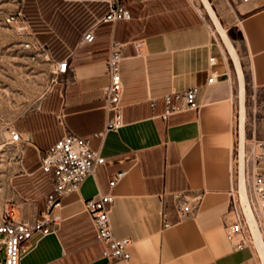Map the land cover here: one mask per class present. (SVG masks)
<instances>
[{
  "label": "crops",
  "instance_id": "1",
  "mask_svg": "<svg viewBox=\"0 0 264 264\" xmlns=\"http://www.w3.org/2000/svg\"><path fill=\"white\" fill-rule=\"evenodd\" d=\"M121 1L131 18L116 22H98L107 9L103 0L22 3L29 24L23 40L43 47L50 62L66 58L69 69L12 127L21 134L23 154L6 202L19 210L18 218L35 219L50 183L39 176L34 198L22 197L18 188L27 174H41L38 153L67 132L89 139L105 161L63 198L54 211L60 219L56 232L40 238L20 264H108L83 208L84 200L99 192L114 196L109 220L116 237L131 241L129 264H256L252 237L236 249L225 225L232 220L231 191L238 192V136L244 137L245 181L255 171L250 144L264 139V5L210 0L238 70L219 34L189 0ZM91 27L93 41L81 43ZM137 39L143 40L141 55L134 48ZM111 40L121 44L124 123L104 131L102 91ZM211 55L219 76L207 84ZM191 87L197 88L198 107L162 118L164 95ZM119 171L124 175L110 187ZM173 192L189 200L182 218ZM257 222L264 244V212Z\"/></svg>",
  "mask_w": 264,
  "mask_h": 264
},
{
  "label": "built area",
  "instance_id": "2",
  "mask_svg": "<svg viewBox=\"0 0 264 264\" xmlns=\"http://www.w3.org/2000/svg\"><path fill=\"white\" fill-rule=\"evenodd\" d=\"M24 0H15L14 10L3 12V22L13 28L20 35L29 33L28 20L22 10ZM83 1V0H73ZM107 3V9L98 22H116L131 18L129 8L121 0H103ZM240 2L255 1L264 5V0H239ZM94 39V27L84 31L81 43H90ZM142 39L134 41L136 55H141ZM24 46L33 49L31 59L42 54L45 59L49 56L41 46L24 41ZM224 56V55H223ZM122 60L121 44L111 40L108 47V55L105 61L108 83L104 86L102 96L104 108L108 114L104 131L118 130L124 123V110L122 104L123 82L120 74ZM209 71L206 78L207 84L217 81L219 72L215 67V56L208 57ZM52 72L58 76L69 69L66 58L60 61L51 60ZM164 111L162 118H167L171 113L185 109L198 107L197 88L191 87L182 92L166 94L163 97ZM151 105H154L152 101ZM62 122V116L59 119ZM21 134L13 128L9 131V144L14 150L15 157L20 161L22 157ZM249 154L254 161L255 171L250 179L245 181L248 204L258 221L264 212V139H253ZM38 169L42 176L50 183L51 189L44 195L43 208L38 212L34 220L28 221L13 216V205L6 203L0 211V251L4 245V264H20L21 259L32 251L38 240L47 234L56 232L55 225L60 221L54 213L55 209L62 205L63 198L71 193H76L85 178L94 173L98 164L105 159L97 151L91 148L89 139L67 132L38 153ZM124 175V171L116 173L115 178L109 181L112 187L118 179ZM36 181V180H35ZM34 185H38V180ZM176 205L177 217H184L190 210L187 195L180 192L172 193ZM114 202V196L109 193H97L83 202L84 212L87 214L95 230L96 237L103 245L102 257L108 264H129L131 241L129 238H118L114 235L109 220V211ZM230 212L232 220L225 225L226 237L236 248L251 243V236L243 216L238 192L231 191ZM163 226L169 223L163 221ZM239 240H235L236 236ZM1 262V257H0ZM257 264V262H256Z\"/></svg>",
  "mask_w": 264,
  "mask_h": 264
},
{
  "label": "rangeland",
  "instance_id": "3",
  "mask_svg": "<svg viewBox=\"0 0 264 264\" xmlns=\"http://www.w3.org/2000/svg\"><path fill=\"white\" fill-rule=\"evenodd\" d=\"M208 1L217 17L215 7L210 0ZM189 2L194 5L202 20L213 29L201 0H189ZM14 9L13 0H0V210L13 191L15 175L18 173L17 159L13 157L15 152L7 144L9 131L13 126L16 127L21 115L39 105L42 97L51 90L56 78L50 60L45 59L43 55L31 59L33 49L24 46L23 35L3 22V12ZM39 176L42 180H46L41 174L37 175L33 172L24 176L26 184L18 188L22 197L34 198L35 194H39V184L34 185L33 182L37 181ZM40 181L39 179L38 182ZM18 215L19 210L14 208L13 216ZM4 250L2 245L0 264H4ZM256 262L261 264L257 255Z\"/></svg>",
  "mask_w": 264,
  "mask_h": 264
},
{
  "label": "water",
  "instance_id": "4",
  "mask_svg": "<svg viewBox=\"0 0 264 264\" xmlns=\"http://www.w3.org/2000/svg\"><path fill=\"white\" fill-rule=\"evenodd\" d=\"M203 6L205 7V2L204 0H201ZM206 2L209 4V1L206 0ZM206 9V7H205ZM214 14L213 9L210 7L209 4V9L207 11L208 16L212 22L213 27L215 28V30L217 31V33L219 34L221 40L223 41L225 47L227 48L228 52L230 53V55L232 56V58L234 59V61L236 62L237 65V69L239 70V64L237 61V56L234 52V49L228 39V36L225 32V30L223 29L222 25L220 24L218 18L215 16L216 21L214 20L212 13ZM215 15V14H214ZM230 46L232 47V50L230 49ZM242 101V99H241ZM242 107V105H241ZM240 124H242V120L240 119ZM240 158L242 159V166L240 165ZM245 150H244V137L242 135V133L239 134L238 136V149H237V187H238V198H239V203H240V207L243 213V216L245 218V221L247 223L250 235L252 237V240L255 244V238L256 235H261L260 233V229H259V225L258 222L248 204V200H247V195H246V187H245V176H244V166H245ZM241 166V167H240ZM258 257L260 259V263L264 264V261L262 260L261 256L259 255L258 251H257Z\"/></svg>",
  "mask_w": 264,
  "mask_h": 264
},
{
  "label": "bare ground",
  "instance_id": "5",
  "mask_svg": "<svg viewBox=\"0 0 264 264\" xmlns=\"http://www.w3.org/2000/svg\"><path fill=\"white\" fill-rule=\"evenodd\" d=\"M204 2H205V7L208 10L209 4L206 2V0H204ZM211 13H212V11H211ZM212 16H213L214 20L216 21L215 15L213 13H212ZM230 49L232 50L231 46H230ZM240 165L242 166V159L241 158H240ZM255 247H256V250L258 251L259 255L261 256L262 260L264 261V244H263L261 235H256Z\"/></svg>",
  "mask_w": 264,
  "mask_h": 264
}]
</instances>
